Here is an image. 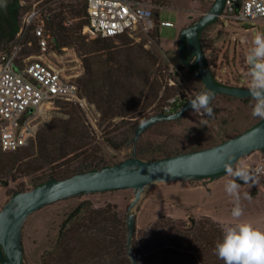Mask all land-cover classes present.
Returning <instances> with one entry per match:
<instances>
[{"label": "rangeland", "instance_id": "1", "mask_svg": "<svg viewBox=\"0 0 264 264\" xmlns=\"http://www.w3.org/2000/svg\"><path fill=\"white\" fill-rule=\"evenodd\" d=\"M10 1L0 0V17L6 15ZM192 1L194 3L191 0H163L162 8L158 9L159 18L173 22L172 27L161 26L149 31L137 27L115 38L91 39L83 33L86 1L56 0L55 13L46 26L58 34L57 45L65 48L61 66L80 86L81 97L86 103L82 106L65 99L55 101L36 115L33 121L37 126L36 137L27 146L16 152H4L0 148V159L8 163L0 172V210L12 204L16 193L31 191L54 175L80 172L82 165L92 160L101 166H111L132 157L134 151L143 160L163 159L221 144L264 122L252 116L251 97L212 93L211 115L190 109L176 120L160 121L136 135L139 125L150 116L167 113L164 110L171 101H174L173 110L168 114L178 111L197 93L207 90L198 75L196 58L189 43L185 44V62L179 63L181 31L202 18L215 0ZM257 32L264 33V19L235 24L226 23L219 17L198 32L207 65L217 82L248 88L246 56ZM29 39L30 36H25L21 59L25 55L40 54L35 44L27 45ZM16 44V37L0 38V55L13 50ZM134 67L137 70L128 76L129 69ZM91 69L94 78L98 76L105 86L103 93L100 90L98 95L88 97L82 84L90 79L88 71ZM138 69L148 72L154 84L143 88L141 79L136 78ZM117 83L131 84L130 95L126 96L121 88L115 87ZM84 156L90 159L84 161ZM260 166L264 167V150L241 157L227 173L219 176L168 180L139 189L62 197L23 219L20 239L25 262L66 264L61 253L70 230L77 231L75 238L69 239L72 247L76 248L84 235L94 242L92 236L96 229L93 224L101 217L110 218V223L113 222L111 219H116L115 226H124L127 232L129 207L136 199L139 201L134 212L136 231L131 246L134 254L136 244L140 242L150 247L151 253H165L178 238L186 251L195 249L198 255L207 239L219 240V233L237 222L232 216L237 204L243 210L240 221L264 230V173L255 171ZM237 168L246 170L245 179L232 174ZM3 180L9 184L2 185ZM230 182L239 186L235 195L226 191ZM82 203H86L83 210L65 228L64 240H59L62 223ZM160 223L166 227L154 230V225ZM84 226L90 229L86 230ZM85 247L88 249L89 243ZM213 249H207L205 254L207 264H223ZM127 250L130 256L128 247ZM129 256L128 264H131ZM87 259L91 257L87 256ZM84 262L82 258L76 263Z\"/></svg>", "mask_w": 264, "mask_h": 264}, {"label": "built area", "instance_id": "2", "mask_svg": "<svg viewBox=\"0 0 264 264\" xmlns=\"http://www.w3.org/2000/svg\"><path fill=\"white\" fill-rule=\"evenodd\" d=\"M86 24L83 33L91 38H115L137 27L152 30L172 27L173 22L160 20L157 0H85ZM214 1V0H213ZM56 0H19V29L13 50L0 55V147L16 152L35 139L33 122L57 100L65 99L84 105L79 86L68 77L60 59L65 48L57 44L58 34L46 22L55 13ZM226 23H251L264 19V0H225L218 16ZM27 45L38 48V56L25 55ZM60 57V58H59ZM21 61L19 62L18 60ZM174 101L165 107L173 110ZM256 173L264 167L257 168Z\"/></svg>", "mask_w": 264, "mask_h": 264}, {"label": "water", "instance_id": "3", "mask_svg": "<svg viewBox=\"0 0 264 264\" xmlns=\"http://www.w3.org/2000/svg\"><path fill=\"white\" fill-rule=\"evenodd\" d=\"M224 4L225 0H215L211 9L202 18L181 31L179 37L181 60L185 62L184 48L185 44L189 43L191 52L196 58L198 75L207 90L213 94L247 98L250 97L248 88L226 86L215 80L198 39V32L221 14ZM189 101L171 114L158 113L150 116L139 125L136 135L139 136L160 121L176 120L182 117L186 111L192 109ZM256 150H264V122L209 148L149 161L137 157L134 151L132 157L118 164L99 170L76 173L64 179H51L31 191L16 193L12 198V204L5 205L0 210V263L26 264L20 239L23 219L62 197L85 192L139 189L168 180L219 176L227 173L241 157ZM8 184V181H2V185ZM138 202L136 199L131 203L126 222L131 264H139L131 247L136 231L134 212Z\"/></svg>", "mask_w": 264, "mask_h": 264}, {"label": "trees", "instance_id": "4", "mask_svg": "<svg viewBox=\"0 0 264 264\" xmlns=\"http://www.w3.org/2000/svg\"><path fill=\"white\" fill-rule=\"evenodd\" d=\"M157 2L162 4L163 0H157ZM19 15H20L19 0H15L14 4L12 6V9L9 11L8 17H6V18L0 17V38L1 39L15 37V35L19 29ZM3 22H5V23H3ZM102 39H105V38H102ZM186 52H187V48L185 46L184 55H186ZM179 63H183L181 58L179 59ZM89 67H91V66H89ZM135 70H137V69H135V67L132 69H129L128 76H131ZM95 76H96V74H95ZM88 78H90V79H87L86 83L82 84V89H83L84 93L88 97H91V95L92 96L98 95L99 92H101V91L103 93V90H104L103 88L105 86V83L103 81L100 82L98 80L99 79L98 76H96V78H94V72L92 69L90 71H88ZM136 78L141 79V81H142L141 84L143 85V88H146V87L154 84L153 82H151L150 75H148V72L147 73H145L143 71L141 72L138 69V74H137ZM219 84H221V83H219ZM129 86H131V84H124L123 83L121 85V84L117 83V85L115 87L121 88L123 90V92L125 93V95L128 96V95H130L129 93L132 92V90H130ZM79 89L81 90L80 86H79ZM140 92L143 93L144 90H140ZM130 108H132V107H130ZM176 108L178 109L179 107L176 106ZM62 132H65V129L62 128ZM56 135H58V134H56ZM42 143H43V140H42ZM87 159H90V158H86L84 156V161L85 160L88 161ZM7 164L0 159V172H2V170H4L6 168ZM82 167H83V170H81L80 172L75 171V172H73L72 175H74L76 173L99 170V169H102L103 167H106V166L105 165L101 166L100 164L95 163L94 160H92L86 164H83ZM72 175L71 174L70 175H64V176H60V175L55 176L54 175V176H51L48 180L64 179V178L70 177ZM43 183H40L39 185H41ZM85 204L86 203H82L81 205H79L69 215V217L62 223L61 231H60V235H59V240L60 239H62V241L64 240V236H65L64 230H66L65 228L71 223V221L75 217H77L80 214V212H81V210H83ZM92 213H94V211ZM95 215L98 216L97 214H95ZM109 219L110 218H107V217L106 218L101 217L100 220L94 221L93 227H95V229H96V233L92 236L93 238H95V239L92 238L94 240V242L90 239L89 236L84 235L77 242L76 248L72 247L71 243L69 242V239H74L76 234H77L74 232H77V231L76 230H70L71 235L68 234L69 236L64 241L65 246H64V249L61 253V255H63L62 260L66 264H69V263L70 264H77L76 262L80 261V259H82V258L85 260V262L83 264H128V256H129L128 250H127L128 245L126 247L128 230L126 232V230H124V226H123V228L120 225H119V228H118V225L115 226L114 222H116V219H115V221L113 219H111L113 221L112 223H110ZM161 225H163V226H161ZM164 225L165 224H161V223L155 224L154 230H157L159 227L164 228ZM165 227H166V225H165ZM84 228L86 230L90 229V227H87V226H84ZM204 228L205 227H202V229H204ZM165 232H167V231H165ZM220 235L221 234L219 233V236ZM101 238H103V241ZM185 239L186 238H184L183 240L185 241ZM197 240L198 239L196 238V241ZM187 241L189 242L188 237H187ZM173 242L175 244H171L170 246H168V250L166 248L165 253L161 252L162 254L164 253L163 255L151 253L152 251L149 250L150 247H146V245L144 243L141 244V242H140V243L136 244L137 249L135 251V255L138 259L139 264H207L205 254L207 251H209L207 249H209V248L213 249L214 248V244L216 241L214 238L207 239L204 247L199 250L198 255L195 254V252H196L195 249H192V251L191 250L186 251L185 248H183L182 243H180L181 240H179L178 238L174 239ZM88 243H89V248L86 249L85 245H87ZM153 245H152V247H153ZM183 250H185V251H183ZM84 256L86 257V259L84 258ZM87 256H90L91 259H87ZM129 259H130V256H129ZM130 262H131V260H130Z\"/></svg>", "mask_w": 264, "mask_h": 264}, {"label": "clouds", "instance_id": "5", "mask_svg": "<svg viewBox=\"0 0 264 264\" xmlns=\"http://www.w3.org/2000/svg\"><path fill=\"white\" fill-rule=\"evenodd\" d=\"M248 68V93L250 94L252 116L264 120V33L257 32L252 40V47L246 56ZM210 91L197 93L189 105L194 112L212 114ZM232 174L245 179L247 172L237 168ZM238 185L230 182L226 186L229 195H235ZM243 210L239 204L232 211L237 220L227 227L221 238L214 244V254L223 264H264V230L254 227L251 223L240 221Z\"/></svg>", "mask_w": 264, "mask_h": 264}, {"label": "flooded vegetation", "instance_id": "6", "mask_svg": "<svg viewBox=\"0 0 264 264\" xmlns=\"http://www.w3.org/2000/svg\"><path fill=\"white\" fill-rule=\"evenodd\" d=\"M14 2H15V0H11V1L7 4V7H6V10H7V11H6V15L3 16L2 18H6V17H8L9 11L12 9V6H13ZM3 23H5V22H3Z\"/></svg>", "mask_w": 264, "mask_h": 264}, {"label": "crops", "instance_id": "7", "mask_svg": "<svg viewBox=\"0 0 264 264\" xmlns=\"http://www.w3.org/2000/svg\"><path fill=\"white\" fill-rule=\"evenodd\" d=\"M191 3H194V1L191 0Z\"/></svg>", "mask_w": 264, "mask_h": 264}]
</instances>
